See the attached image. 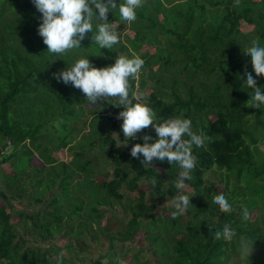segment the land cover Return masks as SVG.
<instances>
[{"label":"trees","instance_id":"obj_1","mask_svg":"<svg viewBox=\"0 0 264 264\" xmlns=\"http://www.w3.org/2000/svg\"><path fill=\"white\" fill-rule=\"evenodd\" d=\"M115 2L117 9L107 15L119 34L118 44L100 49L89 33L84 48L56 55L38 34L42 13L33 0H0V264H55L59 245L54 234L67 240L63 247L77 261L91 258L90 264H100V259L118 264L126 258L125 264H264V107H250L254 89L244 75L246 67L264 89V75L256 76L244 52L252 39L264 45V0H239L238 5L236 0H146L136 9L139 23L128 27L118 10L123 0ZM93 23L95 31L97 21ZM121 38L144 60L130 79L132 90L159 119L183 113L193 131L208 137L204 146L193 148L198 162L192 179L185 181L189 191L184 190L191 204L175 219L178 166L154 159L160 171L141 164L142 155L131 157L143 134L124 137L118 99L91 105L81 90L52 75L81 56L97 68L113 65L122 53L134 57ZM142 45L153 50H140ZM147 134L153 137L150 143L157 138L155 131ZM63 148L66 159H56L53 153ZM34 156L41 165H31ZM5 163L10 172L3 170ZM108 165L111 171H106ZM79 174L82 178L73 180ZM141 179L147 189L124 199L121 189L135 190ZM87 187L91 194L83 203ZM220 193L232 212L222 213L213 203ZM155 196L170 201L158 213L152 208ZM19 198L28 205L39 203V209L15 211L11 201ZM114 205L125 214L119 221L122 228L115 231L97 222ZM244 209L248 221L242 219ZM80 210L95 233L83 254L74 240L80 231L73 234ZM12 212L21 233L9 221ZM226 222L237 236L231 242L214 241V232ZM140 230L151 259L140 255L141 247H131ZM22 233L46 242L25 245ZM241 238L254 242L251 255H240ZM97 244L102 253L91 257ZM122 247L125 252L118 250Z\"/></svg>","mask_w":264,"mask_h":264},{"label":"clouds","instance_id":"obj_2","mask_svg":"<svg viewBox=\"0 0 264 264\" xmlns=\"http://www.w3.org/2000/svg\"><path fill=\"white\" fill-rule=\"evenodd\" d=\"M236 2L238 5L239 0ZM33 3L42 13L38 34L43 38L49 53L63 55L82 49V41L89 33L92 44H97L100 49H111L119 43V34L114 24L108 22L107 15L117 9L115 0H33ZM145 3L146 0H123L118 7L120 19L128 23L134 22L137 19L136 9L143 7ZM94 21H97L95 31ZM244 52L250 57L256 76L264 75V45L259 38L252 39ZM143 65L144 60L139 56L129 58L120 55L115 58L113 65L97 68L88 58L81 56L52 75L57 82L62 81L65 85L71 83L73 87L81 90L91 105L118 99V107H122L123 111L119 112L117 119L123 121L121 131L124 137L136 139L137 133L150 126L154 129L157 136L154 142H149L153 140L151 135H143V143L132 146L131 157L140 159L142 155L141 164L152 165L155 159L161 162L166 160L170 165L178 166L179 172L174 186L179 194L172 201L175 211L171 213L175 219L185 214L191 204L190 197L184 194V190L185 181L192 179V172L198 162L193 148L204 146L208 137L202 131L199 134L193 131L191 119L184 118L183 113L176 117L159 119L155 111L144 102L143 97L132 90L130 79L136 78ZM244 75L248 88L254 89L250 107H264V89L257 87V80L247 72L246 67ZM150 182L155 188L156 177ZM213 203L222 213L233 211L223 193L214 195ZM242 219H250L247 209L243 210ZM236 236V230L226 222L222 230L214 232L213 240L231 242ZM253 244V241L241 238L238 249L240 255H251ZM55 264H63V253L55 258ZM118 264H125V261L118 259Z\"/></svg>","mask_w":264,"mask_h":264},{"label":"rangeland","instance_id":"obj_3","mask_svg":"<svg viewBox=\"0 0 264 264\" xmlns=\"http://www.w3.org/2000/svg\"><path fill=\"white\" fill-rule=\"evenodd\" d=\"M135 22L136 23H139L138 19H136ZM125 23H126V27H128V24L129 23L128 22H125ZM129 34L132 35V32L130 31ZM120 40L127 47V49H129V51L133 53L134 56H138L136 52H134V51H132L130 49L127 40H125L123 38H121ZM152 48H153L152 45H150V46L142 45L140 47V50H146V51L151 52L153 50ZM120 55H125V53H122ZM108 101L113 102L114 99H110ZM85 106H88V105L86 104ZM108 114H110V113H108ZM82 131H83V129H82ZM150 131H152V132L154 131V129L151 126L148 129H145V130H143V131H141V132H139L137 134H139V135H141V134L145 135V134H147ZM78 136H79V133H78ZM119 146H120V144H119ZM53 156L56 159L65 160L66 157H67V148L66 149L63 148V149L58 150V152L53 153ZM101 159L102 160H105V162H107L110 165V163H109V161L107 160L106 157H102ZM31 165H38L39 166V165H41V162L39 160H37V157L36 156H34L33 159L31 160ZM109 165L106 168V171H111V168H110ZM154 167L156 169H158V170L161 171V168L158 167L157 165H154ZM2 168H3V170L5 172H10L11 171L9 165L6 164V163L2 165ZM97 176L100 177V178L102 177L100 175H97ZM81 178H82V175L79 174L78 176H74L73 180L81 179ZM71 183L72 182H70V184ZM137 183H138V187L135 190L129 191L126 188H122L121 189L122 190V193H123L124 199L127 198L126 196H128V198L129 197L130 198H133L139 188H145V189H147V183H146L145 180H142L141 179ZM73 184H71L72 187L76 190V192L77 191L79 192V189H81V188L78 187V186H73ZM69 187H70V191H72V187L71 186H69ZM218 187H220V186H218ZM185 190L186 191H189V188L186 186ZM147 192H146V197H148ZM82 193H83V195H85V197L86 196L87 197L90 196V194H91L90 193V188H88V187L87 188H83ZM59 196L60 197H63V194H60ZM85 197H82L83 203L85 202V199H87V197L86 198ZM24 201L25 200L22 199V198H19V201H17V202L14 201V200H12L11 203L13 204L14 210L15 211H20V210H23L24 209V210H28V211H33V210H38L39 209L38 208L39 207V203H31L30 205H28ZM164 203L169 204L170 201L167 202V201H164L163 198H160L159 196H155V198H154V204L152 205V208L155 210V212L158 213L159 210L163 209ZM25 204L28 205V206H25ZM81 206L84 207V205H82V204H81ZM80 215L81 216L77 220V221H80V222H77L75 220L73 221L74 222V225H73L74 226L73 234H76V232L78 230L80 231L79 234H77V236L74 238V240L76 241V251L81 252L83 254V252L86 251V249H84V248H86L88 246L90 247V244H91L90 241H93L92 240V236L94 237L95 233L91 229L88 230V227L86 226V223L85 222H86V220L88 218L87 215H86V213L83 212V210H80ZM76 217H74V219ZM124 217H125V214L124 215H121V209H120V207H118V205H114V206H111L108 209V212H105L102 215L101 219L98 220L97 222L99 224H105V222H106V224L109 226V228L111 230H114L115 231L118 227L119 228H122V225H121V223L119 221L121 219H124ZM9 221H10V223L14 224V228H15L16 233H21L22 227L19 224L18 217H17V215L15 213L12 212L10 214ZM77 224H79V227H77ZM87 232L89 233V235H86ZM88 236H89V240H88ZM23 237H24V240H25V243L24 244L25 245L32 246V247L33 246H37L38 244H40L41 246H44V243L46 242V241L45 242H41L42 241L41 239H39V238L36 239V238L32 237V235H30V234H23ZM56 237H57L56 234H54L53 237H52V240L55 241L57 245H59V246H57V249L58 250H57L56 254L60 255V253H63V258H64V261L66 262V264H90L91 258H85L84 261H77L76 258L72 254L68 253V251L65 250L64 247H63L64 244L67 242V240L65 238H60V237L59 238H56ZM130 244H131V247H132L133 250H137V247H141L143 249V253L140 252L141 253L140 255H142L144 258H150L151 259L154 256L151 253L150 246H149V244L147 242V239L145 237H143L141 230L138 231L135 234V237L132 239V242H130ZM97 246H98V244L94 248L92 246V249L94 251L95 250L96 251H95L94 255L91 254V257H93V256L96 257V253H98V252L99 253H102L101 249L98 248ZM122 248H123L122 250L121 249H118V250H120L121 252H125V247H122ZM87 249H89V248H87ZM126 260H127V258L125 259V261ZM52 264H54V263H52ZM100 264H106L105 263V260L104 259H100Z\"/></svg>","mask_w":264,"mask_h":264},{"label":"water","instance_id":"obj_4","mask_svg":"<svg viewBox=\"0 0 264 264\" xmlns=\"http://www.w3.org/2000/svg\"><path fill=\"white\" fill-rule=\"evenodd\" d=\"M7 143H8V144L10 143L9 140H7Z\"/></svg>","mask_w":264,"mask_h":264}]
</instances>
